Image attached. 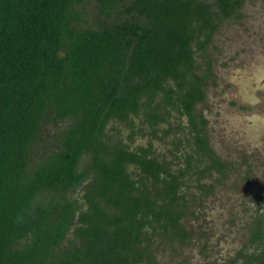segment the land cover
<instances>
[{
  "label": "trees",
  "instance_id": "trees-1",
  "mask_svg": "<svg viewBox=\"0 0 264 264\" xmlns=\"http://www.w3.org/2000/svg\"><path fill=\"white\" fill-rule=\"evenodd\" d=\"M244 1L0 0V264H158L159 244L190 240L184 179L210 193L203 181L231 167L196 111L214 77L206 51ZM61 122L36 159L45 126ZM158 133L174 135L173 159L156 153ZM258 210L231 264H264Z\"/></svg>",
  "mask_w": 264,
  "mask_h": 264
},
{
  "label": "rangeland",
  "instance_id": "rangeland-1",
  "mask_svg": "<svg viewBox=\"0 0 264 264\" xmlns=\"http://www.w3.org/2000/svg\"><path fill=\"white\" fill-rule=\"evenodd\" d=\"M88 10L96 11L93 5ZM239 14L238 18L219 25L207 47L205 59L210 60L214 77L205 89L203 103L196 106V111L207 120L210 147L231 167L225 177L214 174L203 181L213 184L210 193L199 190L194 177L184 179L182 191L187 193L193 215L182 222L191 238L182 247L177 243L159 244L155 248L158 264H231L237 251L248 242L249 227L261 212L258 206H264V0H245ZM170 121L173 128L178 124L186 126V118H178L176 112ZM57 125L45 126V142L33 153L36 159L54 148L56 130L67 122ZM108 127L110 135L117 136L111 130L113 127L126 140V128L114 123ZM166 127L160 125L161 129ZM186 131L179 128L176 137L184 140ZM157 135L153 147L156 153L167 155L174 135L164 141L160 139L161 133ZM149 139V135L136 136L131 146H146ZM182 147L172 169L184 166L182 155L190 152V148L185 142ZM167 159L173 158L167 155ZM76 191L73 197L78 198L80 188Z\"/></svg>",
  "mask_w": 264,
  "mask_h": 264
}]
</instances>
